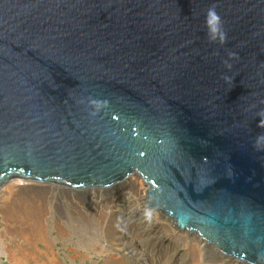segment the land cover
I'll use <instances>...</instances> for the list:
<instances>
[{
  "label": "water",
  "instance_id": "water-1",
  "mask_svg": "<svg viewBox=\"0 0 264 264\" xmlns=\"http://www.w3.org/2000/svg\"><path fill=\"white\" fill-rule=\"evenodd\" d=\"M264 264V0H0V186L107 187Z\"/></svg>",
  "mask_w": 264,
  "mask_h": 264
},
{
  "label": "rangeland",
  "instance_id": "rangeland-1",
  "mask_svg": "<svg viewBox=\"0 0 264 264\" xmlns=\"http://www.w3.org/2000/svg\"><path fill=\"white\" fill-rule=\"evenodd\" d=\"M13 179L25 178H12L5 184L10 183ZM25 181L32 182L29 179H25ZM49 183L45 182V185L49 186ZM5 184L0 186V190ZM24 189L29 193L23 189V193L22 190H19L20 194L19 191H15V196L11 195V197L16 200L13 202L9 198L7 201L18 209L21 206L18 201L19 196L32 194L33 199L50 211L46 215L47 217L45 216L38 224L44 228L43 225L50 224L45 219H50L54 229L51 230V234L37 235L29 223L27 224L26 221L18 217L13 220L9 219V221L0 217V228L7 226L9 229L6 230L8 232L0 233V264H158L157 260H160L161 264H238L208 248H205L206 253H203V250L198 251L193 245L194 236H187L188 232H185L184 235L182 233L177 235L174 233L176 230L166 229V227L160 235V232L148 233L146 226L137 229V221L134 217L126 221L123 220L121 223L116 221L112 213L118 212L119 206H124L126 197L129 196L133 199L128 195V193L131 194L130 189L116 188L114 191H116L117 197L111 195V191L107 190L100 191L101 193L93 192L92 195H100L95 200L86 198L89 194L87 192L85 195L80 194V190L84 188L74 189L73 193L62 190H58L59 193H57V190L50 191L51 189L47 188L44 191ZM134 199H136L135 196ZM124 208L126 210L125 206ZM0 210H3L1 206ZM92 217L97 221H91ZM123 223L126 228L122 229V233L119 235L117 230H120ZM138 223L142 224V222ZM59 226L65 231L57 234L56 228ZM165 226L166 224H163V228ZM33 233L35 234L33 235ZM158 234L159 238H157ZM156 240L158 242L163 240L165 248L150 254L149 247ZM19 249L26 254L29 252V254L19 260L17 258L10 260L9 256L16 254ZM160 251L162 253H159Z\"/></svg>",
  "mask_w": 264,
  "mask_h": 264
},
{
  "label": "bare ground",
  "instance_id": "bare-ground-1",
  "mask_svg": "<svg viewBox=\"0 0 264 264\" xmlns=\"http://www.w3.org/2000/svg\"><path fill=\"white\" fill-rule=\"evenodd\" d=\"M22 178H25V177H22ZM25 179L26 180L27 179L32 180V182H27V181H25ZM25 179H13L10 183L5 184V186L2 187V189L0 190V206L3 209L2 211L0 210V217L4 220L7 219V221H9V219L13 220L15 217H18V218L26 221L27 224L29 223L31 225L32 230L37 235L38 234L39 235H42V234L45 235V233L51 234V230L54 229V226L52 225V221H50V219H45V220L49 221L50 224L48 226H46L47 224L43 225L44 228L38 224L46 215H48L50 213V211L49 210L47 211V209L44 207V205L41 206L40 205L41 203L39 204L38 201L33 199L34 196L32 194H27L25 196H19L18 201H20L19 204L21 206L18 209L13 207L12 203L7 201V200L10 198V200L14 202L16 199L15 198L13 199L11 197V195L15 196V191L18 192L19 190H22V189L24 191H27L24 188L38 189V190H43V191L46 188L51 189L50 191H54V189H55V190H57V193H59L60 190H62L63 192H67V193H73L74 189H76V188L70 187V186H67V185H64L61 183H60V185H64L67 187L55 185V184H59V183L51 184V183H49V181L47 182V183H49V186H48V185H45L44 181H37V180L30 179V178H25ZM52 183H54V182H52ZM118 183H120V184H118ZM115 185H117V186H115ZM21 186H23V187L20 188ZM115 187L119 188L120 190H122V188L123 189L124 188L130 189L131 194L128 193V195L133 197V199L129 196L125 198L124 206L126 207L127 211L125 210L124 206L121 205V206H119L120 210H118V212L114 211L112 213L114 219L116 221H118L119 223L123 222V220L126 221V220L132 219L134 217L137 221L136 228L138 229L142 226H146L148 233L149 232L150 233L160 232L161 234L160 233L159 234L162 235L163 230H165L166 227H167L166 229L176 230L174 233H176L177 235H181L179 233H182L184 235L185 232H188L186 230L177 229V227L175 226V224L173 223V221L171 220L170 217L165 215V213H163L161 210L155 209V208L148 206L146 204V190L148 189L149 184L140 176L139 173H137L135 171L132 172L131 174H129L128 176H126L121 181H118L117 183H114L110 186H107V187L97 186V187H93V188L86 187V188L80 190V194L85 195V194L89 193L88 196H86V198H89V200H95V198L96 197L98 198L100 195L99 194L97 196H95L94 194L92 195L93 192L101 193L100 191L107 190V191H111V193H112L111 195L117 197L116 191H114L116 189ZM23 190L21 191L22 193L24 192ZM18 193L20 194V191ZM27 196H29V197H27ZM134 196L136 197V199H134ZM141 202H143L144 204H142ZM51 216H52V213H51ZM51 219L53 220V218H51ZM90 220L91 221H93V220L97 221V219H95L94 217H92ZM144 221H145V223H144ZM138 222H142V224L138 223ZM163 224H166V226L164 228H163ZM28 227H30V226H28ZM125 228H126L125 223L121 224L120 230H117L119 235L122 233L121 230L125 229ZM6 230H9V229L7 226H4L3 228H0V233L8 232ZM56 231H57V234H60L65 230H64V228L59 226L58 228H56ZM35 233H33V235ZM72 233H73V231H72ZM159 234H158L157 238H159ZM147 235H146V237H147ZM189 235L194 236L195 240H194L193 245L196 246V249L198 251L203 250L202 252L206 253V251H207L206 249L208 248L214 253L216 251L221 256L226 257V258H230V259L236 261L238 264H251V263H248L245 260H242L240 258L228 256L224 252H221L214 244L206 241L205 239L201 238L200 236H198L196 234L188 233L187 236H189ZM44 243H47V242H44ZM164 246L165 245H164L163 240H161L160 242H158L156 240L149 247V253L153 254V253H155L156 250H158V249L161 250L162 248H165ZM159 253H162V252L160 251ZM27 254H29V252H27ZM27 254L24 251H22L21 249H19V250H17L16 254H14V255L11 254L10 256L9 255L8 256H9L10 260H14V258L15 259L17 258L19 260V258H22L23 256H25ZM32 254H33V252L31 251V255ZM161 259H162V257H161ZM157 263L161 264V261L157 260Z\"/></svg>",
  "mask_w": 264,
  "mask_h": 264
}]
</instances>
